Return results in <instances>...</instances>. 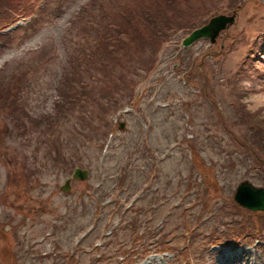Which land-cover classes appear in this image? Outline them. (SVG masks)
<instances>
[{
    "label": "rangeland",
    "instance_id": "obj_1",
    "mask_svg": "<svg viewBox=\"0 0 264 264\" xmlns=\"http://www.w3.org/2000/svg\"><path fill=\"white\" fill-rule=\"evenodd\" d=\"M11 1L19 22L0 32V88L28 86L18 107L0 95V264H264V211L233 200L243 181L264 188V0H179L156 20L145 0ZM217 15L231 23L213 43L182 46ZM116 21L135 41L116 38ZM131 46L141 52L124 78L117 49ZM67 96L110 110L65 124Z\"/></svg>",
    "mask_w": 264,
    "mask_h": 264
},
{
    "label": "trees",
    "instance_id": "obj_2",
    "mask_svg": "<svg viewBox=\"0 0 264 264\" xmlns=\"http://www.w3.org/2000/svg\"><path fill=\"white\" fill-rule=\"evenodd\" d=\"M178 1L179 0H145V2L143 4V10L145 11V14L147 16L144 19H147V18H155V20L158 19L159 16H160V13H161L160 11H163V10L166 11V7H168V6H173V5L174 6H177L178 5ZM192 1H195V0H187V3L190 4ZM13 8H14V4L12 3L11 0H0V30L2 28H4L5 26H7L8 23H10L11 21L15 20V19H12L11 20V18L15 14V12L13 11ZM209 9H210V7H206V4H205L200 10H197V11H199V13H200L202 11H207ZM129 12H134V11L131 10ZM107 15H109V13H107ZM129 15H130V13H129ZM150 22L155 23L153 20L150 21ZM121 23H123V22L122 21H116L115 22V25L113 27V31H114V34H115L116 38L120 36L121 39L123 40V42H124V38L128 39V41H131V42L135 41V40L130 39V37L128 36V34L125 33V30L122 29V27H121ZM128 29L136 32L134 29H132L130 27H128ZM123 36H124V38H123ZM138 42L140 43L141 46H147L148 48H151L148 45L149 43H151L152 46H155V43H156L154 40H147V41L146 40H143V41H140L139 40ZM122 43H120L118 41V39L116 40V42H113V44H111L110 42L109 43L106 42L105 44L100 43L98 46H96L94 48V50L91 52L90 56L87 57V60L88 61H92L93 59H95L97 57L98 58L108 57L111 52H114L113 51V46L119 45V44H122ZM261 46H262V44H261ZM1 50H0V52H1ZM117 50H118V52L122 56L121 57L122 58V61H123L122 67H123V70L126 71V72H123V73H125V75L123 76L125 78L126 77V73L129 72V65H130L131 53L133 51H135L136 53L139 54L141 52V50L135 49L133 46L129 47L127 50H123L122 48H119ZM113 62H117V55H115V57H113L111 63H113ZM99 64L101 65L100 67H103L104 66V62L103 61H100ZM17 74H20L21 77L24 74L23 76L26 79L25 73H20L19 72ZM14 79H15V81H18V84H10V85H8L7 89H1L0 88V95L1 94H4V98H5L8 95V93H9V95L11 96V98L16 102V106L18 107L17 102L19 100H16V94L19 93V96L22 95L23 94V89L22 88L28 86V84L25 83V82H22L19 78H14ZM81 90H85V93L82 92V95H86L88 93V91L86 90V88L84 87V85H82ZM112 95L113 94L110 91V93L108 94V96H107V98H106L105 101H107ZM67 98H68V96L66 97V100L63 99L64 100L63 101V105H67V108H69L68 111L67 112L64 111L63 110V106H61V105H60L61 107L59 108V112H60L59 117L62 119L61 121L64 122L65 124L66 123L68 124L69 122H72L73 119H75L76 117L82 116L83 115V111H86L88 109H90V110L94 109V108H88V107L83 106V105H80V106H78V108H76V109L74 108L73 109V103L74 102H71V97L70 96H69V99H67ZM6 100H10V98L8 97ZM21 100H24V99H21ZM66 101H68V103ZM74 101H76V100H74ZM105 101L103 99V101L99 103V106L96 109H94V111H101L104 108L107 111H109L110 108L107 107V106H105ZM100 104H102V105H100ZM103 106H104V108H103ZM0 107L3 108V110H6L4 104L1 103ZM70 112H71V114H70ZM77 112H79V113L76 114ZM10 113H11V116H13V118L16 119V121L19 120L18 116H15L16 113L13 110L10 111ZM10 113H9V115H10ZM95 116H98L100 118V112L94 113L92 115L91 119H94ZM239 116H240L239 119H243L245 115L243 114V112H240L239 113ZM47 118L48 119H51L49 117H47ZM19 122L21 123V125L23 127H25V128L27 127V125L25 124L26 122L23 121V119L22 120H19ZM247 124H249V126H250V128L248 130H251L254 133H257L259 131L258 129H257L258 131L257 130L255 131V128H254L255 126H254V124L251 125V121H248ZM97 125L101 126L102 128L97 129ZM97 125L95 127H93L91 129V131H95L96 132L95 133L96 136H100V137L105 138L106 135L103 132H101V130L105 128V123L104 122L103 123L98 122ZM44 128H45V131H43V133L47 137H53L55 140L58 139V140H56L57 142H55L56 144H54V146L50 144L51 147H52V149L55 150V151H57V149H54V147H56L57 143L60 142V138L61 137L59 136V132H56L55 122L46 123ZM88 130H90V129H87V131ZM83 132H82V134H83ZM257 137H259V135ZM262 137L263 136H261V138ZM57 232H59L58 229H57ZM70 257H72V256H70ZM9 259H11V257ZM1 262L3 264H17V263H15L12 260H9V262L2 260ZM73 263H74V261H73Z\"/></svg>",
    "mask_w": 264,
    "mask_h": 264
},
{
    "label": "water",
    "instance_id": "obj_3",
    "mask_svg": "<svg viewBox=\"0 0 264 264\" xmlns=\"http://www.w3.org/2000/svg\"><path fill=\"white\" fill-rule=\"evenodd\" d=\"M230 23V17L224 15L215 16L204 26L193 30L189 36L183 40V45L188 46L193 41L202 37L207 38L213 43L219 32L224 30L226 25ZM122 126L123 124H121V127ZM87 174L88 170L76 168L72 177L76 179H85ZM67 188H69L68 183H66L61 189L68 190ZM233 199L243 208L251 211H264V188L255 187L248 181H243L237 186Z\"/></svg>",
    "mask_w": 264,
    "mask_h": 264
}]
</instances>
